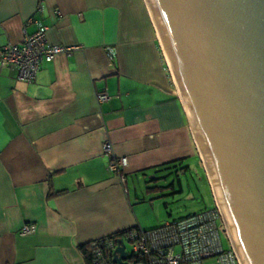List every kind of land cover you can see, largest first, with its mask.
I'll return each instance as SVG.
<instances>
[{"label": "crops", "instance_id": "0c3cea01", "mask_svg": "<svg viewBox=\"0 0 264 264\" xmlns=\"http://www.w3.org/2000/svg\"><path fill=\"white\" fill-rule=\"evenodd\" d=\"M39 25L48 44L77 49L31 82L0 69V264H85L80 245L146 230L129 180L202 165L145 0H0V47ZM111 157L127 158L124 183ZM24 224L35 232L20 236Z\"/></svg>", "mask_w": 264, "mask_h": 264}, {"label": "water", "instance_id": "95a60500", "mask_svg": "<svg viewBox=\"0 0 264 264\" xmlns=\"http://www.w3.org/2000/svg\"><path fill=\"white\" fill-rule=\"evenodd\" d=\"M229 248L264 264V0H145ZM113 264L129 257L115 239Z\"/></svg>", "mask_w": 264, "mask_h": 264}, {"label": "built area", "instance_id": "2783aa9c", "mask_svg": "<svg viewBox=\"0 0 264 264\" xmlns=\"http://www.w3.org/2000/svg\"><path fill=\"white\" fill-rule=\"evenodd\" d=\"M55 14L58 15L59 12L55 11ZM46 31V26L39 25L37 30L25 36L20 44L8 43L0 47V69L14 68L20 81L31 82L42 63L53 61L57 55L69 54L77 49L48 44ZM105 51L107 57L112 60L115 55L113 49L107 47ZM95 98L99 104L110 100L106 85L96 90ZM102 151L111 153V145L104 142ZM126 165V157H111L108 170L117 173L120 181L124 183V176L120 172ZM223 228L220 211L214 205L166 221L157 228L149 230L131 228L125 231L121 238L125 244L129 242L132 245L131 252L145 257L146 264H240L234 251L222 246ZM34 232L33 224H24L18 234L23 237ZM115 246V240L107 237L99 243L93 241L92 253L95 261L107 264L108 260L113 264L112 252Z\"/></svg>", "mask_w": 264, "mask_h": 264}, {"label": "rangeland", "instance_id": "374dc122", "mask_svg": "<svg viewBox=\"0 0 264 264\" xmlns=\"http://www.w3.org/2000/svg\"><path fill=\"white\" fill-rule=\"evenodd\" d=\"M165 59L168 62L167 57ZM201 165L203 168L199 161L195 160L192 170L185 174H178V177L174 168L147 175L145 179L138 177L129 180L128 186L131 188V193L135 191L138 198L143 199L138 205V215L142 222H145L143 229L157 228L164 225L166 221L214 206L202 161ZM151 176L155 177L154 181H150ZM178 179L181 185L178 184ZM171 183L173 187L169 186ZM154 187L157 189L152 191L151 188ZM164 202L167 203V207L164 206ZM221 242L225 249L229 248L224 232H221ZM125 247L127 252L132 251V245L129 242H126ZM176 249L178 250V247Z\"/></svg>", "mask_w": 264, "mask_h": 264}, {"label": "trees", "instance_id": "16d2710c", "mask_svg": "<svg viewBox=\"0 0 264 264\" xmlns=\"http://www.w3.org/2000/svg\"><path fill=\"white\" fill-rule=\"evenodd\" d=\"M178 184H179V182H178ZM169 186H172V184H170ZM151 189H154V188H151ZM61 192L62 191L54 192V194H59ZM165 206H166V204H165ZM134 228H137V227H134ZM127 230H129V229H127ZM127 230H125V231H127ZM125 231H120V232L114 233L113 235H111L107 238H111V239L115 240L118 237H122V235L125 233ZM104 238L95 240V242L99 243ZM92 243L93 242H89V243H86V244L79 246V251L81 252L83 260H84L85 264H102L99 261H95V258H94L93 253H92ZM104 255L106 256L105 252H104ZM125 261H127V262H125ZM125 261H123L122 264H146V259L144 256L139 255V254H135L133 252L130 253L129 257ZM106 262H107V264H111V261L107 260Z\"/></svg>", "mask_w": 264, "mask_h": 264}]
</instances>
